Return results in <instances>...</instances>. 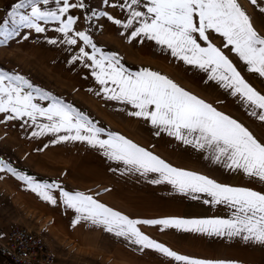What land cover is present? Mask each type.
I'll return each mask as SVG.
<instances>
[{
    "label": "snow or ice",
    "instance_id": "snow-or-ice-1",
    "mask_svg": "<svg viewBox=\"0 0 264 264\" xmlns=\"http://www.w3.org/2000/svg\"><path fill=\"white\" fill-rule=\"evenodd\" d=\"M41 2L47 4L49 0H20L12 6L8 19L0 25V37H3L0 44H6L9 39L19 35L21 28L42 33L46 29L41 21H58L60 27L56 30L64 34L65 43L75 45V37H79L85 45L91 46V53L81 47L73 60L87 57L92 61L86 66L93 69L92 75L105 86L103 92L108 99L131 104L136 111L130 115L143 117L160 131L175 136L185 144L207 150L216 163L234 171L240 170L246 176L264 183V143L248 128L159 72L149 69L129 71L120 64L117 54L104 53L86 32L77 31L74 36L69 35L73 32L77 18L69 15L64 19V15L71 8L86 7L83 2L69 3V0H63V5L52 11L41 10ZM104 3L107 4L108 0H104ZM250 3L259 6L264 0H250ZM57 4H60V0H57ZM141 4L146 11L138 10ZM119 7L128 10L129 18L126 22L115 19L116 24H121L127 29L135 22L139 23L130 38L143 34L166 46L173 56L179 57L187 64L197 65L210 72L209 79L221 82L223 87L232 90V95H239L251 107V115L264 121V94L245 80L228 56L209 38V30L219 33L226 41L224 46H232V51L246 64L250 72L264 77V35L253 26L251 17L238 0H125ZM24 8L31 10L26 14L20 11ZM259 10L264 13V7ZM96 15L114 19L104 11L93 12V16ZM201 41L207 42V46H202ZM49 42L55 44L57 41ZM109 82L115 87H107ZM37 97L51 99L52 103L48 107H42L34 102ZM0 113H11L6 117L7 120L28 117L34 125L37 124L38 117H45L48 123L37 125L39 132H34V136L47 132H66L67 135L59 136L54 142L78 140L94 147L99 146L104 150L105 156L130 166L127 171L143 175L149 172L158 173L160 178L151 181L154 184L166 181L173 185L177 192L191 196L194 200L200 199L197 194L205 193L211 199L204 200V203L226 204L233 209L229 219L177 216L131 219L90 195L64 191L55 181L38 182L33 177L17 173L11 166L0 161V171L7 167L13 175H18L19 179L26 181L28 187L44 201L57 204L52 190L60 189L64 205L78 213L74 225L81 220L102 225L108 232L139 246L141 252L146 249L155 250L165 257L172 258L177 264L238 262L183 255L147 235L139 225L160 226L161 230L176 229L207 236H227L229 239L240 236L245 241L264 244V192L218 183L208 176L173 167L118 133L109 132L107 139H101V133H104L105 129L97 127L71 104L34 87L20 75L0 71ZM160 131H157L156 135H159Z\"/></svg>",
    "mask_w": 264,
    "mask_h": 264
},
{
    "label": "rangeland",
    "instance_id": "rangeland-1",
    "mask_svg": "<svg viewBox=\"0 0 264 264\" xmlns=\"http://www.w3.org/2000/svg\"><path fill=\"white\" fill-rule=\"evenodd\" d=\"M19 2L0 0V25L8 19L12 6ZM81 2L86 7L71 8L64 15V19L69 15L77 18L73 32L69 35L74 36L77 31L86 32L104 53H115L123 62L119 49L109 43V31L116 34L115 31L124 28L114 20H128V10L119 7L125 0H108L107 4L104 0H69V3ZM238 2L251 17L256 30L264 35V13L259 10L264 7V3L254 6L250 0ZM62 5L63 0H60L59 5L57 0H49L47 4L41 2L39 7L41 10L52 11ZM30 10L24 8L20 11L27 14ZM101 11L107 12L114 19L93 16V12ZM41 24L46 29L42 33L21 28L19 35L9 39L6 44H0V71L23 76L34 87L83 112L97 127L105 129L101 139H107L110 130L120 134L122 128L116 126L124 123L122 114L112 112L110 106L104 103L105 99L100 98L101 93L94 91L93 69L86 66L92 61L87 57L73 60L81 47L91 53V46L85 45L79 37H75V45L65 43L64 34L56 30L60 27L58 21H41ZM51 40L57 42L53 44L49 42ZM34 102L48 107L52 100L37 97ZM10 114L0 113V161L19 174L33 177L41 183L55 181L64 191L90 195L131 219L170 216L229 219L232 216L233 209L229 205L206 204L204 200L211 198L205 193L197 194L200 199L194 200L191 196L177 192L166 181L154 184L151 181L159 179V175L142 176L139 172L127 171L130 166L124 162L118 161L114 173L112 160L104 155L103 149L98 150L99 146L94 147L78 140L54 142L59 136L67 135L66 132H47L34 136V132H39L37 125L48 123L45 117H38L34 125L28 117L7 120ZM262 139L264 141L263 136ZM166 162L171 164L170 161ZM172 164L175 167L174 162ZM221 170L225 176L215 177L218 183L264 192V183L258 179L250 178L240 170L226 167ZM244 176L249 180H244ZM52 192L57 199L55 205L41 199L28 187L26 181L13 175L7 167L0 171V221L4 225L26 223L40 230L56 248V264H177L172 258L155 250L146 249L141 252L139 246L108 232L102 225L85 220L74 225L78 213L64 205L60 189H53ZM139 227L153 239L183 255L238 264H264V244L245 241L240 236L229 239L227 236H207L176 229L161 230L160 226Z\"/></svg>",
    "mask_w": 264,
    "mask_h": 264
},
{
    "label": "crops",
    "instance_id": "crops-1",
    "mask_svg": "<svg viewBox=\"0 0 264 264\" xmlns=\"http://www.w3.org/2000/svg\"><path fill=\"white\" fill-rule=\"evenodd\" d=\"M138 10L146 11L143 6H139ZM137 27H139V23L135 22L131 28H121L115 31L116 34H113V31H109L111 34L109 43L111 46L119 49V52L124 58V61H120V64L124 68L131 72L149 69L167 76L186 91L212 104L218 111L223 112L225 115L243 124L252 131L253 135L260 142L264 143L262 139V136L264 137V133L262 132L264 129V121H260L258 116L251 115V107L239 95H232V90L223 87L221 82L209 79L210 72L199 68L197 65L187 64L179 57L173 56L170 49L158 44L155 40H151L143 34L135 38H130L131 33ZM209 38L216 47L220 48L228 56L245 80L261 94H264V77L250 72L246 64L232 51V46H224L226 41L219 33L209 30ZM201 44L202 46H207V42L205 41H201ZM92 85L95 92L101 93V99L108 100V102L104 100V103L110 106L109 109L112 112L122 114L121 117L124 123L116 126L122 128V134L120 133V135L152 152L165 162L170 161L171 164L174 162L176 168L196 172L208 176L210 179L225 176V172L221 170L225 166L213 161L207 150L185 144L175 136H170L166 132L160 131L143 117L130 115L136 109L131 104L123 101L108 99L103 92L105 86L101 85L96 78H94ZM107 87L111 88L115 86L109 82ZM110 131L119 134V132ZM157 131H160L159 135H156ZM98 150L101 151V148L98 147ZM111 160V166L115 173L119 163L118 160ZM141 175L144 176L143 174ZM147 175L158 176L159 174L149 172ZM244 177V180H249L248 177ZM13 224L4 225L0 221V242L6 239L8 230ZM18 224H21V222ZM22 224L28 225L26 223ZM28 226L31 227L30 225Z\"/></svg>",
    "mask_w": 264,
    "mask_h": 264
},
{
    "label": "built area",
    "instance_id": "built-area-1",
    "mask_svg": "<svg viewBox=\"0 0 264 264\" xmlns=\"http://www.w3.org/2000/svg\"><path fill=\"white\" fill-rule=\"evenodd\" d=\"M56 248L40 230L13 224L0 242V264H56Z\"/></svg>",
    "mask_w": 264,
    "mask_h": 264
}]
</instances>
